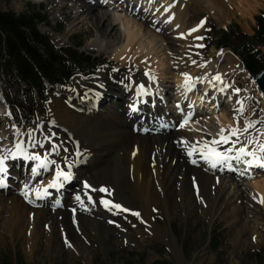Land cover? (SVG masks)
I'll return each instance as SVG.
<instances>
[{
	"label": "rangeland",
	"instance_id": "1",
	"mask_svg": "<svg viewBox=\"0 0 264 264\" xmlns=\"http://www.w3.org/2000/svg\"><path fill=\"white\" fill-rule=\"evenodd\" d=\"M194 1L185 2L187 11L181 9L187 23H185L184 38L178 37L175 29L167 28L160 34L156 32L160 36L168 35L166 41L169 42L167 45L169 50L164 56L169 60L160 56L163 57L161 61L166 62L164 70L172 69L178 73L181 68L179 63H183L186 72H190V75L192 72L196 73L195 77L198 76L201 82L210 81L214 73H221L223 79L226 76V81L231 87L229 92H234L235 88L241 90L237 94V100L243 101L247 108L240 116V126L243 127L245 118L264 119V96L261 95L255 78L242 66L238 54L229 48L209 44L213 40L211 39L213 34L216 42L219 38L216 37L218 33L226 30L240 31L246 36L254 35L257 30L256 17L264 14V0H196L195 4ZM73 3L74 0H0V10L20 14L33 8L45 19L37 24L41 35L47 37L55 49H65L84 54L96 61H104L94 74L74 75L70 80L69 88L77 79L83 82L100 80L105 73L110 77L109 82L112 85V82H116L113 80L116 73L120 76L126 73L131 80L134 75L135 78L138 76L144 80V77L149 79L145 72L156 77L163 71L157 68L154 73L152 69L149 71L138 69L129 62L122 67L119 61L112 59L114 49L109 46L108 40L91 28L92 20L89 15H83L79 19L68 18L67 14L72 10L78 17L80 8L75 4L73 6ZM65 4L67 8L61 9ZM102 8L110 14L111 20L117 19L116 27L125 34L131 23L126 24L124 13L117 9ZM201 20L206 22L197 34H187L189 29L198 25ZM99 28L100 31L114 32L112 28L103 30L104 26L101 25ZM237 35L239 34L235 33L233 41L228 45L235 47L234 41ZM195 36L208 37L209 43L205 39L197 41L194 39ZM196 44H204L205 47L197 48ZM42 50L44 52L45 48L42 47ZM261 50L264 53V48ZM192 60H196L197 63L193 64ZM129 69L132 72H129ZM238 70L239 73L241 70L242 74H245L244 78L240 77L242 74L238 75ZM155 79H149V86L154 87L153 92L155 84L153 85L151 80L155 81ZM159 83L158 81L156 86ZM165 85L173 86L165 88L175 91V81L166 82ZM116 86L114 83L109 90L107 96L109 101H104V106H101L103 110L114 105L115 97L112 95L116 96V93H120ZM6 88L5 83L0 81V137L4 138L0 140V146L11 148L13 145L11 124H18L22 130L35 128L37 124L45 126L52 119V111H50L52 99L65 97L58 96L62 88H59L57 94L56 88L46 83L45 93L42 95L37 92V95L45 100L40 105L39 99L33 102L31 94L26 93V86L9 84ZM152 95L154 98L160 96L163 100L168 96L163 91L158 96ZM6 101H11L13 105H7ZM35 105L39 110H36ZM74 107L77 106L72 108ZM238 107L239 105L236 108ZM167 108L170 107L166 105V114ZM9 111L12 113L11 117L6 115ZM176 111L181 113L180 109ZM192 121L185 128H179L178 131L172 129L171 132L188 136L191 139L190 143H193L202 138L211 139L221 127H228L220 124L218 115L198 116ZM234 123L233 120L231 125ZM213 171L212 174L207 172L213 179L210 188L211 200L200 195L196 187V179L191 175L187 184L192 188L190 202L184 197H178L174 199L171 209L165 205L157 208L153 216L159 223L162 237L149 238L143 245L131 240L128 221L121 216L113 218L118 223L110 224L107 220L111 215L101 217L99 214L94 223L101 224L102 227L78 225L70 219L68 223L72 234L61 225H57V231L51 233V221L44 220L40 225H36L33 220L34 215L29 211L31 207H28L29 204L25 202L26 199L22 194L20 197L15 191H8L5 194L2 192L0 193V264H150L157 260L168 261L170 264H264V204L258 202L260 196L264 195V175H258L259 172L254 171L253 174L257 173L254 177L239 178L238 173ZM182 179L183 177L180 178ZM17 180L14 184L18 192L21 190L22 182ZM78 187V185L74 186L75 189ZM68 188L66 195H71V186ZM90 195L97 199L96 193L91 192ZM132 199L134 204L140 207L139 200L134 197ZM15 200L17 202H13ZM65 238L71 243V247L65 242Z\"/></svg>",
	"mask_w": 264,
	"mask_h": 264
},
{
	"label": "bare ground",
	"instance_id": "2",
	"mask_svg": "<svg viewBox=\"0 0 264 264\" xmlns=\"http://www.w3.org/2000/svg\"><path fill=\"white\" fill-rule=\"evenodd\" d=\"M114 1L117 7L120 6L129 11L128 15L125 14L124 18L126 24L131 23V27H128L125 34H122L116 27L115 21L117 19L112 17L113 19L111 20L110 14L103 10L99 0L96 3L92 2V0H74L73 6L75 4L80 8L78 17L73 10L72 12H68L67 16L71 19L74 17L79 19L83 15H89L92 20L91 28L98 31L102 37L108 40V43H110L108 45L114 49L112 59L119 61L122 67L125 66L126 62H129L138 69H145L147 71L152 69L154 73L158 69L160 71L161 69L163 70L160 73L157 72L158 75L155 77V81L151 80L152 84H155L154 92L152 91L154 87L152 85L149 86V79L144 77V80H142L138 76L135 78L136 75L131 80L134 81L131 87L134 90L136 89V85L143 83L152 94L158 96L162 91L169 92L165 87L171 86L165 85V83L173 82L174 79L177 85L175 88L177 90V100L182 99L179 104L182 109L184 102H189L193 110L204 113L212 112L214 113L212 114L213 117L218 115L221 125H231L233 122L232 109L238 105L234 92L228 91L226 96H222L223 100L227 98L226 102L217 103L214 99L203 98L202 93H207L210 89L213 90L216 96L223 95V92L219 91L221 85L217 84V87L214 89L212 84L207 83L202 86L201 92L197 91L195 93V102H193L188 99L192 92L184 89L185 77L182 73L187 72L183 63H179L181 68H179L178 73H175L172 69L170 71L164 70L166 62L161 61L163 57L160 58V56L168 54L169 47L167 45L169 42H167L168 40L166 41L168 35L164 37L159 34L164 33L168 26L170 30L175 29L178 37H180V33H184L187 23L184 20V12L181 9H186L187 11L185 5L187 0H143V5L146 8L139 14L137 13V4H135L136 2L139 3V0H135V2L131 0ZM195 2L196 0L194 4ZM150 4H152V7L149 9ZM66 8V4L61 7V9ZM152 9L154 10L151 11L152 13L154 12L152 16L156 17L155 21L163 22L162 25L156 24L151 18L148 19L150 12L148 15L147 12ZM166 22L168 24L165 26ZM200 22L197 24H200ZM99 25L104 26L103 30L112 28L114 32L111 33V30L109 32L100 31ZM195 33L197 34V32ZM164 59H168L167 56H164ZM196 71L194 70V72ZM237 73L241 75L242 71L240 70L239 73L238 70ZM194 74L196 73L192 72L191 76L195 77ZM221 76L223 78L222 74ZM107 77L105 73L103 77H100L101 79L99 78L100 80L83 82L77 79L73 82L71 88L60 89L59 96L67 97L77 107L72 108L73 104L69 106L61 98L52 99L50 111H52V121H55V123L42 126L44 129L43 135L55 133L56 135L52 137V141L62 143L63 148H67L68 151L65 152L62 148L59 154H51L50 159L56 160L65 170H67L65 166L70 162L72 164L71 172L73 173V180L76 183L75 186L78 185L79 187L75 189L74 184L65 185L63 191L56 194L52 193L53 197H51L50 203L54 200L60 202V206L56 208L49 203L42 208L28 207H31L29 211L34 215L33 220L36 225H40V222L44 220L45 222L51 221V233L57 231V225H61V227L65 226L68 232L72 234L68 223L70 219L78 225H97L98 227H102L101 224L94 223L98 215L92 209H103L104 207L99 203V199L104 197L141 213L140 218L132 216L130 213L119 215L124 216L128 221L130 226L129 237L131 240L143 245L149 238L162 237L159 223L153 216L157 208L163 205L170 208L174 199L178 197H184L186 201L190 202L192 188L187 184L190 181L191 175L196 179V187L199 189L200 195L209 201L211 200L210 188L213 179L209 173L212 174V170L207 163L199 159L198 155L193 157L198 162L196 164L191 162L192 158L187 156L185 147L179 143L181 138L186 139L190 143L191 139L188 136L185 137L179 134V132L173 133L171 132L172 130L166 132L159 131L158 135H152V133L150 136L140 131L139 124L143 121L136 117L137 113L129 111L130 103L126 102V90L129 88H126L123 83H129L128 74L123 73L120 76L116 73L114 75L113 80L116 81L114 83L117 84L116 87L120 91L116 95L121 98L117 100L116 106L110 105V107H106L103 110L101 106L107 100L109 90L112 89L114 84L110 85V77ZM240 77L244 78L245 74H242ZM122 80L123 83H121ZM157 80L160 83L156 86ZM223 81L225 85H229L226 81V76ZM233 81L232 84H234ZM212 83H216V81H212ZM101 84L106 86L99 87ZM230 88H226L225 90H229ZM89 89L92 91H88ZM85 93H87L86 96ZM101 93H104V98H102ZM96 102L102 103L99 108H97ZM228 103H231V107L227 106ZM217 107H219L218 110L215 109ZM158 120V118H151L149 122L146 121L144 124L148 126L151 124L150 122ZM134 128H138L139 130L135 132ZM44 147L48 148V143H45ZM77 149H79L80 155H77ZM37 150L43 152L41 149ZM65 157H67V162L65 161ZM77 157H79L78 160ZM254 169L249 170L253 173ZM245 170L246 167L238 175L245 173ZM54 173L55 166L50 165L48 170H41L39 176L46 175L45 179H41L46 184L53 178ZM179 177H183V179L180 180ZM37 181H34L31 185L38 184ZM85 181L92 188H107L110 195L97 191L94 192L97 195V199L93 198L95 202L89 201L85 192H88L90 195L92 191L84 189L83 184ZM70 186L72 194L66 195ZM77 194L81 196L83 204L76 201L75 196ZM132 197L139 200L140 207L134 204ZM13 202H17V200ZM73 209H75L74 212ZM108 213L114 212L108 211Z\"/></svg>",
	"mask_w": 264,
	"mask_h": 264
},
{
	"label": "snow or ice",
	"instance_id": "3",
	"mask_svg": "<svg viewBox=\"0 0 264 264\" xmlns=\"http://www.w3.org/2000/svg\"><path fill=\"white\" fill-rule=\"evenodd\" d=\"M167 10V9H166ZM205 20H201L200 24L189 29V34L195 33L203 26ZM159 31V29H157ZM180 37L184 38V33H180ZM195 40H204L203 36H195ZM195 47L203 48L204 44H196ZM196 64V60L191 61ZM113 71H119L118 69H113ZM131 69H129V72ZM145 75L149 79H155L149 72H145ZM185 77L184 89L186 91H193L196 87L197 82H201L199 77H192L189 73H182ZM129 83L125 85L126 88H131L134 81H131L129 77ZM212 80L208 83L212 84L215 89L217 84L221 85L219 91L224 92L226 88L230 85H225L221 74L217 73ZM123 83V80L121 81ZM103 87V85H99ZM88 91H92L89 89ZM237 94L241 91L239 88L233 89ZM87 93H85V96ZM136 95L137 97H143L149 95L148 89L145 84L140 83L136 85ZM264 96V92L261 93ZM236 103L239 105L238 108H233V120L235 123L226 127H221L219 132L213 136L211 139H201L193 143H189L186 139L181 138L179 143H181L187 152V156L191 159L193 164L198 161L195 156H199V159L207 163L213 169H228L229 171H234L237 165H244L248 169L257 168L264 170V119L261 120H250L245 118L243 121V127L240 126V116H242L246 110V106L243 101L237 100ZM132 111H138L137 104L130 105ZM192 106L189 105V108ZM177 108L183 113V109L179 104ZM8 117L12 116L9 111L6 113ZM193 113L189 111L184 114L183 119L175 125L178 128H185L186 125L190 124L192 121ZM54 124L55 121H52ZM260 127H257V126ZM13 130V145L11 148L0 149V188L7 187V178L9 177V165L8 161L23 160L26 166L30 165V176L35 178L40 175L41 170H48L50 165L55 166V173L53 178L48 181L45 185L43 181L36 185H30L25 182L21 188V194L29 202L33 203L32 197L35 196L37 200L43 199L51 195L49 189H60L64 187V183L71 181L73 179V173L70 170H65L56 160L50 159L51 154H59L60 150L63 148L62 143H55L52 141L55 133H49L48 135H43L44 129L40 124H37L35 128H29L27 130H22L21 127L13 123L10 125ZM4 139L0 137V140ZM45 143H48L49 147L45 148ZM224 146V147H222ZM37 149L43 150V152ZM63 151L67 152V148H63ZM77 155H80L79 149L76 150ZM67 162V157H65ZM68 169H71L72 164L67 163ZM244 173H241L243 175ZM84 189H90L92 192L106 193L109 194L107 188L101 187L99 189L92 188V186L85 181L83 184ZM87 199L93 201V197L85 192ZM256 198L255 196L253 197ZM76 201L83 204V200L79 194L75 196ZM95 202V201H93ZM259 203L264 204V195L259 198ZM59 204V201H56ZM99 203L103 205L105 209L117 213H130L132 216L137 218L141 217V213L134 211L121 203L114 202L113 200L101 197ZM75 209H73V212ZM143 222V221H142ZM110 223H115V221H110ZM119 227V225H117ZM65 242L71 247V243L65 238Z\"/></svg>",
	"mask_w": 264,
	"mask_h": 264
},
{
	"label": "trees",
	"instance_id": "4",
	"mask_svg": "<svg viewBox=\"0 0 264 264\" xmlns=\"http://www.w3.org/2000/svg\"><path fill=\"white\" fill-rule=\"evenodd\" d=\"M44 20L32 8L19 15L0 11V75L5 74L11 83L27 82L33 96H36V89L43 87L45 80L56 85L64 84L74 71L91 70L97 63L84 54L55 49L37 28V24ZM256 20L255 35L248 37L240 31H222L217 40L218 46L230 43L238 33L235 48L252 74L264 69V60L252 53L253 46L264 45V14ZM150 264L170 263L157 260Z\"/></svg>",
	"mask_w": 264,
	"mask_h": 264
},
{
	"label": "water",
	"instance_id": "5",
	"mask_svg": "<svg viewBox=\"0 0 264 264\" xmlns=\"http://www.w3.org/2000/svg\"><path fill=\"white\" fill-rule=\"evenodd\" d=\"M257 84L262 92H264V70L256 74Z\"/></svg>",
	"mask_w": 264,
	"mask_h": 264
}]
</instances>
